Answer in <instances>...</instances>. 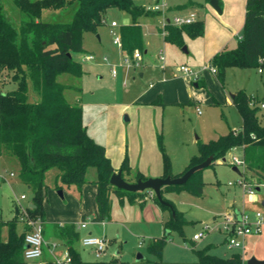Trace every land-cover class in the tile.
<instances>
[{"label":"rangeland","instance_id":"374dc122","mask_svg":"<svg viewBox=\"0 0 264 264\" xmlns=\"http://www.w3.org/2000/svg\"><path fill=\"white\" fill-rule=\"evenodd\" d=\"M218 1L221 11L211 4V0H134L136 4L150 10L163 2L165 6L157 15L139 19L144 40L142 49L136 50L141 51L142 57L140 65L132 67L125 64L131 55L124 52L121 45L114 43L115 36L121 34L122 26L132 23V17L126 11L112 7L97 32H84V52L73 53L74 58L82 64L84 75L63 72L59 76L60 82L66 85L67 100L82 105L88 133L106 147L114 166L120 169L127 159L132 171L125 175L127 178L131 179L138 169L148 178H157L149 173L156 168H163L160 136L169 156L171 173L175 175L184 170L190 158L199 152L201 142L241 128L242 116L232 96L238 90H245L259 103L264 100V72L260 68H227L224 83L210 70L211 58L206 59L204 54L207 44L218 41L217 30L220 27L214 19L217 17L222 24L227 25L224 18L229 17V3L239 1V7L234 11L238 14L239 30L227 44L228 49L237 46L245 22L243 14L246 0ZM188 3H193V6H188L187 12L196 13L197 19L203 21L205 34L207 31L210 40L206 42L202 36L191 38L186 35L184 46L187 51H184V46L165 41L164 33L158 29L164 27V15L173 22L175 14L183 13L175 7ZM5 5L13 14L14 10L19 13L12 0H5ZM67 12L51 14H54L55 19L69 21L71 17ZM112 21H116L118 26L112 27ZM88 54L95 55V59H84ZM161 55L165 56L164 61L160 60ZM182 65L194 70L206 66L201 71L205 84L195 86L193 77L181 71ZM112 68H116V76H113ZM16 89L17 83L11 75L0 73V91ZM197 107L201 108L202 113L196 111ZM244 151L243 148L232 150L226 155L227 163L219 159L202 169L205 186L201 195L188 190L163 191V197L173 203L174 209L182 214L184 220L180 228L172 229L161 258L148 246L155 237L165 233L163 224L173 216L169 208H162L153 198H149L143 207L128 197L121 200L113 192L110 217L102 219L97 208L95 184L88 181L79 187L75 183H66L59 176L57 166L48 168L45 173L47 190L43 206L46 226L49 230L58 223L79 227V238L74 245L87 262L197 264L198 257L193 247H202L209 242L219 246L223 244L224 237L219 231H211L206 238L194 242V234L202 231L206 225L220 224L229 210L235 206L242 208L251 197L264 199V192L244 195L238 184L241 174L252 179L259 178L254 167L247 166L248 171L238 167L241 173L233 170L231 158L234 155L243 157ZM250 151V147L246 148L245 153L249 157ZM17 164L14 157L0 156V222L15 218L16 208L28 209L33 198V189L22 183L19 176L10 174L11 171L17 174ZM93 175L94 169H90L88 178L91 179ZM22 194L27 195V199L21 200ZM256 209L264 211L261 206ZM18 217V229L21 230L23 222L21 215ZM82 223H86V227L82 228ZM7 233L5 227L3 235ZM90 234L106 240V248L101 255L83 245V238ZM51 241L55 257L61 258L67 247L57 240ZM225 249L228 248L225 246L211 251L223 254ZM227 251L231 253L230 249ZM139 256L143 258L139 259ZM40 260L28 261L29 264H38Z\"/></svg>","mask_w":264,"mask_h":264},{"label":"trees","instance_id":"16d2710c","mask_svg":"<svg viewBox=\"0 0 264 264\" xmlns=\"http://www.w3.org/2000/svg\"><path fill=\"white\" fill-rule=\"evenodd\" d=\"M12 1L19 13L15 10L14 14L10 12L5 0H0V73L10 74L17 83L16 90L0 91V156L17 159L20 181L33 189L31 204L34 207H28L29 214L45 221V173L52 166L59 168V176L66 183H75L81 187L90 181L96 185V203L102 219L110 217L113 192L121 200L128 197L131 201L140 200L143 205L150 190L127 191L113 186L110 180L118 171H122L128 182L146 180L148 177L136 171L131 179L127 178L125 175L132 173L127 159L116 171L106 147L88 133L82 105L67 100L66 85L60 82L59 76L63 72L75 76L84 75L82 64L74 58L73 53L84 52V32H97L98 27L105 22L110 8L117 7L132 17V23L122 26L120 34L122 48L128 55L143 47L144 32L139 19L155 16L158 12L138 5L134 0ZM188 6H193V3L182 5V8ZM57 11L61 14L68 11L71 19H55L51 13ZM203 34L204 23L196 20L182 26L168 23L164 38L171 44L183 47L186 35L196 38ZM210 65L216 68L215 75L221 83H224L227 68L252 67L264 72V0H246L243 33L237 46L216 53ZM195 83L197 87L205 84L201 78ZM254 99L243 89L235 93L233 102L242 116L241 128L201 142L199 152L190 158L180 176L209 156H214L212 165L226 158L233 149L243 147L251 148L250 157L246 154L247 166L252 169L254 167L258 174L264 172V107ZM252 100L256 102L253 106L250 105ZM159 145L163 152V177H177L171 173L169 156L161 136ZM90 169H94L91 179L88 178ZM204 186L202 170H198L183 184L164 186L162 196L164 190H188L201 195ZM152 198L162 208H169L173 212V216L164 222L165 233L154 238L148 246L161 258L169 234L172 229L180 228L184 217L165 197L163 199L168 203L160 202L154 194ZM18 215L20 212L16 213L15 218L0 222V264H29L24 256L25 235L29 226L21 219L25 225L20 231ZM5 227L8 229L6 236L3 235ZM57 231L67 247L69 264H103L82 259L74 245L79 238L74 224L57 226ZM193 248L199 264H245L240 253L225 258L210 253L209 246ZM43 264L58 263L50 259Z\"/></svg>","mask_w":264,"mask_h":264},{"label":"built area","instance_id":"2783aa9c","mask_svg":"<svg viewBox=\"0 0 264 264\" xmlns=\"http://www.w3.org/2000/svg\"><path fill=\"white\" fill-rule=\"evenodd\" d=\"M165 4L164 2L162 4H157L154 6V11L161 12L164 8ZM164 27L162 29V32L166 33V25L168 23H172L176 26H182L186 24L193 23L197 20V15L194 12H188L183 14H177L173 18V22H170V19L167 18L164 15ZM116 21H112L111 26L115 27L117 26ZM114 43L119 44L122 46V40L120 35H116L114 38ZM142 57V53L140 50H136L133 52V54L125 60V64L127 67H132L133 65L139 66L140 65V59ZM86 60H94L95 55L88 54L85 56ZM105 61L107 60L104 58ZM160 60L164 61L165 56L161 55ZM210 66V70L215 74L216 68L214 66ZM207 67L204 66L203 68L199 70H194L191 67L187 65L181 66V71L186 73V75L192 76L193 81H197L201 78V71L203 69H206ZM112 74L114 76L117 75L116 68H112ZM261 72H263L262 69H260ZM256 102L252 100L250 102V105H255ZM261 107H264V102L260 103ZM196 111L198 113H202L201 108L197 107ZM237 149V148H235ZM233 149V150H235ZM243 149H246L243 147ZM230 163L233 166L237 167H243L244 170H247V160L244 155V157H239L237 155H234ZM248 171V170H247ZM11 176L14 175V173H10ZM259 178L252 179L248 176H245L244 174H241V177L238 181V184L243 189L244 194L248 195H255L258 192H264V172L258 175ZM230 184H233L230 182ZM21 200L26 199V195L23 194L20 198ZM21 215V219L28 224L29 229L26 232L25 235V243L26 248L24 251V256L27 260L32 259H38L43 255V247L45 244V238H44V221L37 217L34 218L29 214L28 209L25 208H19L18 209ZM86 223H82V226L84 227ZM264 227V211L263 210H257L254 212L253 216L246 211H243L239 214H233V213H226L224 216V220L216 225V226H209L206 225L204 229L193 236L194 241H198L203 239L209 232L211 231H221L225 234V241L229 248L232 249H243L246 237L250 234H259L261 233L262 229ZM83 244L86 246H92L95 248V253L97 255H101L102 252H104L106 248V240L94 235H88L83 238L82 240ZM58 264H69L70 257L67 254L66 258L63 260H56Z\"/></svg>","mask_w":264,"mask_h":264},{"label":"crops","instance_id":"0c3cea01","mask_svg":"<svg viewBox=\"0 0 264 264\" xmlns=\"http://www.w3.org/2000/svg\"><path fill=\"white\" fill-rule=\"evenodd\" d=\"M235 2L236 1H233L232 3H229V4H231V10L229 12V17H225L224 16L225 17L224 19H225V22L227 23V25L222 24L221 23L222 21H220L217 17H216V19H214L215 20V23L218 25V27H220L217 30V38H218V41H216V42L213 41V43H211V45L210 44H207V48L205 49V54H204V56H205L206 59L212 58L216 53H218L219 51L227 48V44L230 43V40H232V37L235 35L236 32H238V30H239V25H237V24H239V21L237 20L238 19V14L235 13L234 11H235V9H237L239 7V4H238L239 1H237L238 3L237 2L235 3ZM218 4H219V1H218ZM245 7H246V3H245ZM245 7H244V14H243L244 18H245ZM175 8L177 10H179V11H182L183 13H186L188 11L187 8H182V5L181 4L177 5ZM183 13H181V14H183ZM175 15H177V14H175ZM221 20H223V17L221 18ZM117 26H115V27H117ZM225 26H228V27L225 28ZM158 31L161 32L162 29L159 28ZM143 32H144V30H143ZM202 37H203L202 39H204V41L209 42V40H210L209 39V35H208L207 31H206V34H205V27H204V34L202 35ZM240 38H241V35L239 36V39ZM73 56H74V54H73ZM201 79H202V76H201ZM243 151H244V149H243ZM245 152H246V149H245V151L243 153V157H244V155L246 157V153ZM107 153H108V151H107ZM251 162H253V160ZM17 166L19 167V170H20L19 164H17ZM19 170L17 171V174L15 172L11 171V173H14V175H13L14 177H16V175L19 176ZM118 170L119 169L116 168V171H118ZM184 170L175 173V175L180 176V174ZM138 171L141 172L139 169H138ZM142 174H144V173H142ZM149 175L157 176V177H163V168L162 167L156 168L152 173H149ZM152 194H153V192L151 191L150 194H149V196L146 197V200H145V202H144L143 205H141V201L140 200H137L136 202L139 203L141 206L144 207L145 204L147 203L148 199L149 198H152ZM244 195H248V194H244ZM95 196H96V185H95ZM26 199H27V195H26ZM263 200L264 199L258 200L256 197L255 198L251 197L250 199H248V203L246 205H244L242 208H238L237 206H235V207H233L232 210H229L227 213L239 214V213H241L243 211H246V212H249L253 216V214H254L255 211L262 210V209H256L258 206H261V207L264 208V206L262 204ZM161 216H162V214H161ZM7 220H10V219H7ZM24 225H25V223L23 222L21 230L23 229ZM57 226H64V223H62V224L61 223H58L55 227H52L51 230H49L47 228V226H46V221H44V238H45V244H44V247H43V255L40 257L42 260L38 261V264H43L45 261L50 260V259H52V260H57V259L58 260H63V259L66 258L67 254H68V251H65L63 253V256L61 258H56L53 250L51 249V245H52V241L51 240H54V241L57 240L62 245L64 244V242L62 241V239L58 235ZM81 227L84 228V227H86V225L84 227L83 226H81ZM163 228H164V224H163ZM77 230L79 232V227L77 228ZM219 233L224 237V240L222 241V243H223L222 245L220 244L219 246H215L217 244L212 243V242H209V243H207L206 245H204L202 247H197L196 246V248H203L205 246H209L210 247V249H209V252L210 253L216 254L218 256L225 257V258L226 257H230L234 253H240V255L242 256V258H243V260L245 262V264H247L248 259H250L251 257H256L259 260H264V227H263L261 233H259V234H250V235H248L246 237V240H245V244H244L243 249H232V248H229L227 246V244H226V241H225V234L223 232H221V231H219ZM90 235H92V234H90ZM158 237H160V236H158ZM206 237H207V235L204 238H206ZM54 245H56V243ZM224 245L228 249L231 250V253H227L228 252L227 251L228 249H225L223 254L222 253H219L218 251H214V252L211 251V250H220V249H222V247H225ZM84 246H86V245H84ZM88 247H90L95 252V248L94 247H92V246H88ZM48 255H49V257H47ZM195 263L199 264L198 263V259H197V261Z\"/></svg>","mask_w":264,"mask_h":264},{"label":"water","instance_id":"95a60500","mask_svg":"<svg viewBox=\"0 0 264 264\" xmlns=\"http://www.w3.org/2000/svg\"><path fill=\"white\" fill-rule=\"evenodd\" d=\"M211 4L216 9L221 11L220 6L218 4V0H211ZM183 50L187 51V47L184 46ZM195 86H197L196 83H195ZM232 96L234 97L235 94H233ZM213 159H214V156H209L202 163H199L189 168L183 175L174 177V178H172L171 176H167V177L148 178L146 180L139 179L136 182H128L124 179L122 175V171H118L112 175L110 183L119 189L132 191V192L143 191V190L153 191L160 202L168 203L164 201L163 196H162V188L164 186L173 185V184H183L187 182L192 174H194L198 170H202L208 167L212 163ZM222 160L223 162H225L226 158H223ZM233 170L240 173V170L237 166H233ZM59 193L63 195L62 190H60ZM262 204L264 206V200ZM29 206L34 207V205L31 203L29 204ZM16 213H19L18 208H16ZM142 257L143 256H139V259H141ZM247 264H264V260H259L256 257H251L250 259H248Z\"/></svg>","mask_w":264,"mask_h":264}]
</instances>
